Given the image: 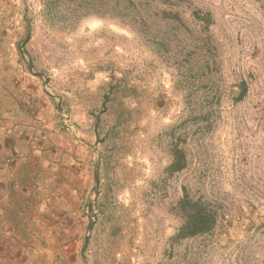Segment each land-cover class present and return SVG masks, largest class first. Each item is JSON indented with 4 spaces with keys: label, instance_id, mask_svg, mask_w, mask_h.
Masks as SVG:
<instances>
[{
    "label": "rangeland",
    "instance_id": "obj_1",
    "mask_svg": "<svg viewBox=\"0 0 264 264\" xmlns=\"http://www.w3.org/2000/svg\"><path fill=\"white\" fill-rule=\"evenodd\" d=\"M5 8L0 59L37 103L30 157L0 180V264H264L263 0ZM184 189L217 222L176 242Z\"/></svg>",
    "mask_w": 264,
    "mask_h": 264
},
{
    "label": "crops",
    "instance_id": "obj_2",
    "mask_svg": "<svg viewBox=\"0 0 264 264\" xmlns=\"http://www.w3.org/2000/svg\"><path fill=\"white\" fill-rule=\"evenodd\" d=\"M1 3L8 7L10 3H14V0H0ZM15 15L14 12L9 11V8L0 9L1 52L9 51L10 37L14 34V27L10 26L11 23H5L12 20ZM10 58L2 55L0 59V68H4L0 76V180L6 183V188L30 157L28 150L32 145L30 133L33 129H30L29 125L32 122V111L37 103L34 94L28 96L26 92L23 93V87L16 90L11 84L13 76L8 74V70L13 67V64ZM16 93L22 94L25 99L21 98V95L17 97ZM2 187L4 188L3 184L0 185V189H3Z\"/></svg>",
    "mask_w": 264,
    "mask_h": 264
},
{
    "label": "trees",
    "instance_id": "obj_3",
    "mask_svg": "<svg viewBox=\"0 0 264 264\" xmlns=\"http://www.w3.org/2000/svg\"><path fill=\"white\" fill-rule=\"evenodd\" d=\"M264 1V0H263ZM242 88L240 95L244 92ZM174 161L169 166L170 172H178L186 167L185 155L175 149L173 151ZM177 211L183 223L173 240L176 242L195 239L200 236L210 235L217 222V213L209 209L205 203L194 199L186 189L182 199L177 203Z\"/></svg>",
    "mask_w": 264,
    "mask_h": 264
}]
</instances>
